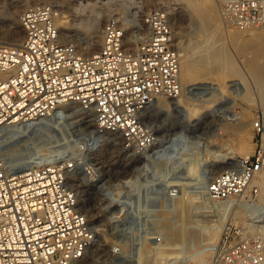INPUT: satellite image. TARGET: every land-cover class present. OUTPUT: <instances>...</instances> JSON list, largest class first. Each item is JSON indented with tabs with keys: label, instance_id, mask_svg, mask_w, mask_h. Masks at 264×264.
Here are the masks:
<instances>
[{
	"label": "built area",
	"instance_id": "1",
	"mask_svg": "<svg viewBox=\"0 0 264 264\" xmlns=\"http://www.w3.org/2000/svg\"><path fill=\"white\" fill-rule=\"evenodd\" d=\"M216 3L227 25L264 30V0ZM59 12L53 3L24 8L21 43H0V139L41 132L55 109L77 103L94 113L98 132L121 133L126 147L136 152L153 148L157 139L145 127L144 111L160 95L182 93L180 52L169 12L150 9L145 34L134 44L123 21L109 16L101 44L91 54L61 39ZM251 125L254 148L212 178L206 190L213 202L248 207L247 198L258 192L252 182L264 171V109L256 111ZM43 151L28 155L20 166L0 157V264H78L97 237L69 180L82 157L69 145ZM42 156L49 160L36 164ZM122 198L132 225L136 194ZM245 224L248 233L239 239L231 225H224L212 264H264L263 234L251 230L252 221Z\"/></svg>",
	"mask_w": 264,
	"mask_h": 264
},
{
	"label": "rangeland",
	"instance_id": "2",
	"mask_svg": "<svg viewBox=\"0 0 264 264\" xmlns=\"http://www.w3.org/2000/svg\"><path fill=\"white\" fill-rule=\"evenodd\" d=\"M86 1H68L71 3L70 5L80 7L77 9L83 12L76 9L75 12L77 11L78 14L72 10L70 13L65 4L62 7L57 5L60 11L59 15L73 18L74 22V29L72 27L69 36L62 39L63 41L79 43L81 46L87 45L94 33L92 34L91 31H87L83 27L84 20L90 21L100 16V22L104 24L109 16L118 17L121 10H126L125 15L128 16L130 14L127 6H130L133 0H104L105 2L103 0H89L90 7H83V5H88ZM188 2L184 0H150V2L142 0L140 3L149 10L164 8L169 14L172 13L175 22V27H173L176 31V43L179 47L183 44L195 45L204 42L205 34L202 27L206 23L205 18L202 19L194 8L185 6L196 5L195 3L202 5V1ZM213 2L219 13L224 34L223 39L217 41L216 44L225 47L231 61L235 64L232 68L240 74L225 79L224 89H219L215 81L211 79L194 83L192 81L186 82L180 95H184L189 102L192 101L190 106L194 105L193 102L200 106L195 118L188 117V108L185 105H178V102L175 105L165 107L160 100L161 97L152 101L143 113V122L146 129L156 136L157 143L153 148L144 152H136L132 148L126 147L121 133L98 132L94 128L92 113L81 110L77 103L60 105L55 109L48 119L46 128L41 132L34 133L30 137L15 134L0 139V157L14 166L22 165L23 160L36 151L54 149L59 145H69L70 151L76 152L75 155L80 154L82 157L81 165L69 171V180L81 205L95 226L97 237L85 257L78 264H156L157 262L159 264H195L193 257L205 251H200L197 254L195 250L202 248V246L193 248V246L198 245V242L208 240L206 237L208 235L203 234V229L200 228L201 224H204L209 218L204 198H202L203 191L207 189V184L216 174L238 163L252 152L255 139L251 125L252 119L257 110L264 109V88L259 85L261 82L255 77V75L259 76L262 73L263 67H260V71L257 73L253 72V66L256 63L255 56L257 53L258 55L261 52L264 53V40H253L248 36L241 42L229 39L226 28L228 31H232L234 27L226 24L216 0ZM40 3L55 2L44 0ZM13 5L31 6L34 4L32 0H0V14L6 8L12 9ZM182 8L186 9L183 10ZM181 9L183 12L185 11V14H181ZM198 15L201 19H198ZM135 21L143 27L138 15ZM5 24L6 22L0 18L1 30L8 29L7 24ZM103 24H101V28ZM124 26L127 27L126 24ZM129 29L136 28H134V24H131ZM262 31L264 32V30ZM4 40L7 41L2 39L0 43H4ZM79 51L83 53L82 49ZM234 71L233 73H235ZM180 95L173 98L162 97L165 101L169 98L174 101ZM227 146H231L230 148L233 150L227 149L216 157L217 151L225 149ZM48 160V156H42L35 160V163L40 165ZM186 185L189 187L187 188ZM170 189L171 191H169ZM133 193L137 197L132 202L135 207V217L133 218L135 222L130 225L131 217L127 215L126 200L122 197ZM178 194L180 195L178 196ZM259 194L260 189L256 194L247 198L250 203L248 207L237 202L231 204L239 208V213L235 215L230 213L224 224L233 227L236 239L248 231L245 223L252 221L248 217L255 213L253 215L254 221L255 218L264 216V204L260 201ZM187 199L190 200L186 201ZM182 204L183 206H181ZM218 204L222 205L219 202ZM173 207L174 210L172 211ZM188 207H190V211ZM184 210L186 212H183ZM191 210L193 211L192 214H190ZM222 214V212H218L215 216L220 217ZM198 218L200 220H197ZM170 220H173L174 223ZM192 226H194L193 231L196 239L190 243L188 235ZM163 227L165 228L163 229ZM182 230L186 234H183ZM236 231H239V234ZM196 235L198 236L196 237ZM170 246L178 248L175 252H185L186 255L190 256L181 261L173 260L170 263L168 260L174 255ZM181 246L182 248L185 247L184 250ZM137 250L138 253L140 251L142 255L140 253L139 255L141 256L137 255ZM147 253L151 254L147 255ZM211 254L213 255V253ZM211 254L205 255L207 259L210 258V264H212L213 259Z\"/></svg>",
	"mask_w": 264,
	"mask_h": 264
},
{
	"label": "bare ground",
	"instance_id": "3",
	"mask_svg": "<svg viewBox=\"0 0 264 264\" xmlns=\"http://www.w3.org/2000/svg\"><path fill=\"white\" fill-rule=\"evenodd\" d=\"M33 4H38L44 0H32ZM55 3H53L54 5H59L62 7V5H66L67 10H70V13L72 11L75 12V10L79 7H76V5H70L71 3L68 2L70 0H53ZM72 1V0H71ZM99 1V0H97ZM104 1V0H103ZM106 1V0H105ZM104 1V2H105ZM109 1V0H108ZM142 0H133L130 6H127L128 12L130 15L126 16L125 12L126 10H121L120 14H119V19H121L123 21L124 24H126L127 27L126 31H127V36H128V40L131 44L135 43L136 37L138 36H143L145 34V30H144V23H145V16L147 14V11L149 10L147 7H145L144 5H142L140 2ZM146 2H150V0H144ZM184 1H189L188 3H191V1H195V0H184ZM202 1V5H197L199 3H195L196 5H185L187 7H191L194 8L197 11V14L199 13V15L205 18L206 23L203 25L202 30L204 31L205 37L203 38L204 42L202 43H198L195 45H191L190 43L188 44H183L181 46H179V52H180V81H181V86L183 87L184 84L186 82L192 81V83L196 82V81H204L205 79H211L213 81H215V83L218 85L219 89H224V83H225V79H227L230 76H234L237 75L238 73L236 71H234V68H232L233 66H235V64L231 61L226 49L224 46H219L217 45V41H221L223 39V26L221 25L220 22V18H219V13L215 7V4L213 2V0H200ZM73 3V2H72ZM86 3L88 5H83V7H88L89 6V0L86 1ZM74 4V3H73ZM64 5V6H65ZM10 6V5H9ZM28 5H13L12 9L6 8L1 14H0V18L3 19V21L6 22L8 29L5 30H1L0 29V40L2 39H6L7 41L4 42V44H9V45H18L21 43L22 41V35H23V29L20 25V14L22 12V10L24 8H26ZM92 6V5H91ZM120 6V3H119ZM123 6V5H122ZM184 6V5H183ZM90 7V6H89ZM121 7V6H120ZM125 7V6H124ZM182 7V6H180ZM80 8V7H79ZM92 8V7H91ZM90 8V9H91ZM104 8V7H103ZM82 9V8H81ZM88 9V8H87ZM120 9V8H119ZM183 9V8H182ZM181 9V14H185V11L183 12V10ZM72 10V11H71ZM80 10V9H77ZM81 11V10H80ZM102 11L104 12V10L102 9ZM101 11V12H102ZM195 11V12H196ZM79 12V11H78ZM83 12V11H81ZM100 12V13H101ZM77 13V11L75 12ZM127 13V12H126ZM78 14V13H77ZM85 15V14H84ZM95 15V14H94ZM93 15V16H94ZM139 16L140 22L143 25V27L138 23H136V16ZM198 15V16H199ZM75 16V15H74ZM73 16V17H74ZM87 16V15H86ZM199 16L198 19H201ZM88 17V16H87ZM92 17V16H91ZM174 16L172 15V13L170 12V19L172 21L173 26L175 27V22H174ZM75 18V17H74ZM83 18V17H82ZM102 18V17H101ZM78 19V18H76ZM83 21V20H82ZM81 21V22H82ZM84 20V23H82L83 27H85V29L87 31H91L93 35V38L91 37V40L87 43V45L85 46H81V44L77 43L76 45L78 46L79 49L83 50V53L86 54H91L94 53L95 51L98 50L99 45L101 44V37H102V28H101V24H103L102 22H100V16L95 17L94 19L90 20V21H86ZM78 22V21H77ZM195 22V21H194ZM56 23L59 27V31H60V37L61 39L66 38L67 36H69V33L73 27V18L67 17V16H62L59 15L56 19ZM198 23V22H197ZM2 24V22H1ZM5 24V25H6ZM131 24H134V28L136 29H129V26ZM203 24V23H201ZM79 25V24H78ZM5 27V26H4ZM81 27V25H80ZM200 27V26H199ZM82 28V27H81ZM197 28V26H196ZM74 29V27H73ZM227 29V33H228V38L231 39L232 41H236V42H241L242 40H244V38H246V36H248L249 38L253 39V40H264V32L262 31L263 29H257V28H250V29H239V28H235L232 31H228ZM233 29V28H232ZM175 31V30H174ZM200 31V30H199ZM72 34V33H71ZM176 34V31H175ZM246 41V40H245ZM198 42V41H195ZM3 43V42H1ZM187 43V42H186ZM194 43V42H193ZM243 43V42H242ZM223 45V44H222ZM242 45V44H241ZM244 46V44H243ZM246 46V45H245ZM249 46V45H248ZM242 47V46H240ZM246 49V48H245ZM257 51V50H256ZM260 52V51H259ZM81 53V52H80ZM82 53V54H83ZM264 54V53H263ZM261 53H257V56H255V60H256V65L254 64L253 66V72L257 73L260 67H263V69H261L262 73L258 76L255 75V77H257L259 79V81L261 83H259V85H261V87L264 88V55ZM255 55V54H254ZM250 59V58H249ZM252 59V57H251ZM252 61V60H250ZM249 62V61H248ZM254 63V62H253ZM258 63V64H257ZM234 64V65H233ZM252 64V63H251ZM236 69V67H235ZM233 71L235 73H233ZM240 74V73H239ZM238 74V75H239ZM247 88V87H246ZM248 91L246 92L247 95ZM164 95H160L157 97L156 100L160 98L161 102L163 105H165V107H167L168 105H175L178 102V105H185L188 108V117L190 118H195L196 117V112L199 110L200 106L195 105V103L193 102V106L191 105V102H189V100L184 96V95H180L178 97V99L176 100H172L171 98H169L167 101H165V99L162 97ZM165 97H171V96H165ZM173 98V97H172ZM155 99H153V101H156ZM211 99V98H210ZM204 102V101H203ZM180 103V104H179ZM211 105V102H209ZM197 104V103H196ZM264 106V105H263ZM264 108V107H263ZM81 109V108H80ZM167 109V108H166ZM82 110V109H81ZM212 110V109H211ZM93 115V121L95 123V115L92 112ZM2 137L6 136L5 135H1ZM8 136H12V135H8ZM7 137V136H6ZM231 147V146H230ZM229 146H227L225 149L219 150L216 153V157H218L219 154L223 153V151L225 152V150L227 149H232ZM233 150V149H232ZM228 152V151H227ZM230 152V151H229ZM225 155V154H224ZM220 156V155H219ZM214 157V158H216ZM92 180V179H91ZM208 183V182H207ZM187 184V183H186ZM252 184H256L258 185V188L260 189V194H259V198L260 201L264 204V171L260 172L253 180ZM185 185V184H184ZM208 185V184H207ZM202 186V185H201ZM184 187V186H183ZM186 187L188 188L189 186L186 185ZM193 188V187H191ZM176 189V188H175ZM174 189V190H175ZM178 189V187H177ZM193 190V189H192ZM171 191V189L169 190ZM183 191V190H182ZM198 191V190H197ZM173 192V190H172ZM177 192V191H176ZM185 192V191H184ZM183 192V193H184ZM199 192V191H198ZM196 192V193H198ZM201 192V191H200ZM204 194L202 198H204L205 201V208L208 212L209 218L208 220L204 223L201 224V229H203V234H206L208 236V240H203L198 242L197 246H193V248L195 247H199L202 246V248H199L198 250H195V253H199L200 251H204L203 253H199V255H197L196 257H193V260H195V264H210V258L207 259L205 257L206 254H211L213 253V251L215 250L218 241L220 239V235H221V230L224 227V223L226 220V217L229 218V214L234 213L237 214L239 213L238 211V207L236 205H231V204H227V205H219L216 202H213L210 198L209 195L207 193V191H203ZM171 193V192H169ZM187 193V192H186ZM195 193V194H196ZM173 194V193H172ZM171 194V195H172ZM171 195L169 196V198L171 197ZM176 195V194H175ZM180 194H178L179 196ZM187 195V194H186ZM185 195V196H186ZM177 196V197H178ZM196 196V195H195ZM201 196V195H199ZM163 197V196H162ZM184 198V197H183ZM182 198V199H183ZM188 198V197H187ZM190 198V197H189ZM201 198V197H200ZM176 200L178 198H175ZM180 199V198H179ZM192 200V198H190ZM187 199L186 201L190 200ZM184 200V199H183ZM194 201V200H193ZM203 201V202H204ZM163 202V201H162ZM181 202V200H180ZM184 202V201H183ZM191 202V201H190ZM120 203V202H119ZM165 203V202H164ZM163 203V204H164ZM186 203V202H185ZM197 203V202H196ZM201 203V201H200ZM198 204V203H197ZM203 204V203H202ZM162 205V204H161ZM175 205V204H174ZM186 205V204H185ZM188 205V204H187ZM186 205V206H187ZM194 205V204H193ZM173 206V205H172ZM176 206H177V202H176ZM183 206V204L181 205ZM185 206V207H186ZM201 206V205H200ZM170 207V206H169ZM175 207V206H174ZM171 209L172 211L174 210ZM178 207V206H177ZM190 207H188L189 210ZM200 208V207H199ZM166 209V207H165ZM170 209V208H169ZM187 209V208H186ZM192 209V208H191ZM196 209H198V207H196ZM194 210V209H192ZM191 213L192 214V211ZM169 211V210H168ZM190 211V210H189ZM197 211V210H196ZM177 212V211H176ZM183 212H186L185 210ZM218 212H222L223 214L218 217L215 216L216 213ZM174 213V212H173ZM198 213V212H196ZM202 213V212H201ZM253 213V212H252ZM252 213H250L252 215ZM187 214V213H186ZM255 213H253L254 215ZM172 215V213H171ZM175 216V214H173ZM177 215V214H176ZM185 215V214H184ZM250 216L248 217V219H252V227L251 230L253 231H260L263 234L264 237V216H262L261 218L257 217V219L255 218L253 221V217L254 216ZM186 216V215H185ZM194 216V215H193ZM258 216V215H257ZM260 216V215H259ZM178 217V216H177ZM176 217V218H177ZM196 217V216H195ZM232 217V216H231ZM235 217V216H234ZM175 218V219H176ZM179 218V217H178ZM181 218V217H180ZM188 218V217H187ZM197 218V217H196ZM204 218V216H203ZM166 219V218H165ZM174 219V220H175ZM190 219V218H189ZM247 219V220H248ZM178 220V219H177ZM195 220V219H193ZM197 220H200L199 218ZM171 221V220H170ZM180 221V220H179ZM173 222V220L171 221ZM188 222V221H187ZM163 223V222H162ZM174 223V222H173ZM184 223V222H183ZM245 223V222H244ZM168 224V223H167ZM178 224V223H177ZM181 224V223H180ZM179 224V225H180ZM184 225V224H183ZM186 225V224H185ZM194 225V224H193ZM200 225V224H199ZM173 226V225H171ZM197 226V225H196ZM185 227V226H184ZM165 227H163L164 229ZM181 228V226H180ZM187 228V227H186ZM191 230L189 232V241L190 243H192L196 238H195V232L193 231L194 226L190 227ZM196 228V227H195ZM162 229V230H163ZM170 230V229H169ZM199 230V229H198ZM172 231V230H171ZM183 231V230H182ZM186 231V230H185ZM200 232V231H198ZM202 232V231H201ZM181 233V231H180ZM178 232V234H180ZM183 234H186V232ZM182 234V236H183ZM188 234V233H187ZM198 234V233H197ZM163 235V234H162ZM199 235V234H198ZM196 235V237L198 236ZM178 236V235H176ZM181 236V235H180ZM185 237V235L183 236ZM204 238V237H203ZM172 239V238H171ZM180 239V238H179ZM200 239V238H199ZM202 239V238H201ZM175 240V238H174ZM177 240V239H176ZM183 241V240H182ZM179 242V241H178ZM181 242V240H180ZM188 242V240H187ZM134 243V242H133ZM131 243V244H133ZM164 243V242H163ZM162 243V244H163ZM195 243V242H194ZM144 244V242H143ZM161 244V243H160ZM186 244V243H185ZM207 244V245H206ZM164 245V244H163ZM167 245V244H166ZM188 245V244H187ZM186 245V246H187ZM192 245V244H191ZM190 245V246H191ZM196 245V244H194ZM118 246V245H117ZM132 246V245H131ZM136 246V245H135ZM140 246V245H139ZM138 246V247H139ZM150 246V245H149ZM157 246V245H156ZM169 246V245H168ZM142 247V246H141ZM162 247V245H161ZM115 248V247H114ZM118 248V247H117ZM121 248V246H120ZM119 248V249H120ZM123 248V247H122ZM135 249H137L136 247H134ZM148 248V247H147ZM155 248V247H154ZM158 248V247H156ZM171 251L174 253L173 256L170 257V260H168L170 263L173 260H182L184 258H186L187 256L190 255H186L185 252L183 253H179V252H175L176 249L174 246H170ZM180 248V246H179ZM182 248V246H181ZM185 248V247H184ZM184 248H182L184 250ZM188 248V247H187ZM192 248V247H191ZM194 248V249H195ZM127 249V248H126ZM132 249V248H131ZM169 249V248H168ZM190 249V248H189ZM188 249V250H189ZM162 250V249H161ZM166 250V249H165ZM164 250V251H165ZM148 251V250H147ZM145 251V252H147ZM150 251V250H149ZM157 251V250H156ZM163 251V252H164ZM180 251V250H179ZM120 252V251H119ZM122 252V251H121ZM144 252V251H143ZM158 252V251H157ZM162 252V254H164ZM170 252V253H172ZM192 252V251H191ZM133 253V252H132ZM140 253V251H139ZM138 250H137V255H139ZM149 253V252H148ZM147 255H150L148 254ZM154 253V252H153ZM167 253V252H166ZM193 253V252H192ZM190 253V254H192ZM120 254V253H119ZM124 254V253H123ZM141 254V253H140ZM145 254V253H143ZM169 254V253H168ZM188 254V253H187ZM121 255V254H120ZM142 255V254H141ZM139 255V256H141ZM154 255V254H153ZM156 255V254H155ZM171 255V254H170ZM212 255V254H211ZM115 256V255H114ZM85 256H83L84 258ZM121 257V256H120ZM127 257V256H126ZM129 257H133V256H129ZM128 257V258H129ZM81 258L80 261L83 259ZM143 258V256L141 257V259ZM144 258H146V255H144ZM159 258V256H158ZM163 258V257H162ZM165 258V257H164ZM127 259V258H126ZM131 259V258H130ZM169 259V257H168ZM129 260V259H128ZM155 260V259H153ZM161 260V259H160ZM188 260V259H187ZM190 260V259H189ZM131 261V260H130ZM151 261V260H150ZM157 261V260H155ZM186 261V260H185ZM146 262V261H144ZM153 262V261H152ZM165 263V262H163ZM167 263V262H166ZM137 264V263H136ZM145 264V263H144ZM154 264V263H153ZM156 264H159L158 262ZM168 264V263H167ZM172 264V263H171ZM175 264V263H174ZM190 264V263H189Z\"/></svg>",
	"mask_w": 264,
	"mask_h": 264
}]
</instances>
